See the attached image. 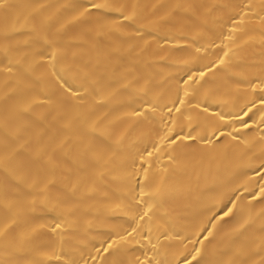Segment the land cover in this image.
<instances>
[{
	"label": "bare ground",
	"instance_id": "bare-ground-1",
	"mask_svg": "<svg viewBox=\"0 0 264 264\" xmlns=\"http://www.w3.org/2000/svg\"><path fill=\"white\" fill-rule=\"evenodd\" d=\"M104 2L0 0V264H258L264 0Z\"/></svg>",
	"mask_w": 264,
	"mask_h": 264
},
{
	"label": "snow or ice",
	"instance_id": "snow-or-ice-1",
	"mask_svg": "<svg viewBox=\"0 0 264 264\" xmlns=\"http://www.w3.org/2000/svg\"><path fill=\"white\" fill-rule=\"evenodd\" d=\"M91 9H106V10H109V11H113V10L120 11L119 9H113L112 6L108 3V0H105L104 3H99V4L94 3V4H92L90 6V10ZM121 15L123 16V12H121ZM128 18L129 17H126V16L124 17V19H128ZM233 31H235V29H233ZM58 55H59L58 51L54 50L51 53V56L49 57V60L55 62L58 59ZM56 75L59 76L60 80L63 81V83L60 84V87L62 89H64V91L68 95H70V96H72L74 98H77V99H81L82 98L80 93L76 89H74L71 86V84H69V82L67 80H65L64 77L59 72H57ZM203 75H204V73L202 72L201 76H203ZM185 95H188V94L186 93ZM37 102L38 103H45L46 100H41V101H37ZM184 102H185L184 100H180L179 101V103L181 105H183ZM260 102H261V104H264V97L261 98ZM175 110H176L177 113H181V108L180 107H176ZM171 112H172V109H169V115H171ZM245 115H247V113H245ZM163 139H165L168 144L175 145L178 140H180V141H183V140H186V139L187 140H195V137H192L191 133H188L187 136H184L182 133H177L176 135H173L172 132H169L168 135L166 137H164ZM163 146L164 145H160V147H163ZM154 147L156 148L157 151L160 150V148L156 147V145H154ZM148 155L151 156L152 153L149 152ZM170 159H171V157H170ZM260 168H264V163H261ZM257 171H259V169H257ZM260 193H261V196H264V186L260 187ZM253 198L255 199L256 197H253ZM234 207H235V205H233V207L227 208L226 211L222 210V213H221L219 218L221 220H224V218H226V217L233 216L234 215V212H233V208ZM214 219H215V217H214ZM245 223H247V221ZM241 227H244V226L241 225ZM56 228L57 229L60 228V225L59 224L56 225ZM205 231H208V230L205 229ZM0 234H2V233H0ZM211 235H212V233L209 231V236H211ZM123 239H124L123 237L120 238V240H123ZM204 239L206 240V239H208V237H204ZM118 244H119V241L108 242L107 246L104 247L102 250L98 249V252H101V254L105 258H107L109 256H113L115 253L119 252ZM196 252H197V256H198L200 254L199 249H197ZM256 255L260 257V260L258 261V264H264V255H262L261 252H257ZM197 256H193L191 258V260H188L187 258H185V264H193L194 261H195V264H200V262L197 260ZM55 259L57 261H59L60 257L56 256ZM92 259H93V261H95L96 258L93 257ZM114 264H122V262L119 261V260H116V261H114Z\"/></svg>",
	"mask_w": 264,
	"mask_h": 264
}]
</instances>
